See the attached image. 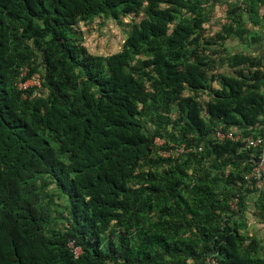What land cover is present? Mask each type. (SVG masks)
<instances>
[{"label":"trees","instance_id":"1","mask_svg":"<svg viewBox=\"0 0 264 264\" xmlns=\"http://www.w3.org/2000/svg\"><path fill=\"white\" fill-rule=\"evenodd\" d=\"M223 3L0 0V264H264L244 180L260 153L245 139L264 136V53L244 52L264 0L227 1L210 35ZM96 18L126 27L119 52H87L78 24ZM218 127L241 139L214 142ZM170 144L190 152L161 157Z\"/></svg>","mask_w":264,"mask_h":264},{"label":"rangeland","instance_id":"2","mask_svg":"<svg viewBox=\"0 0 264 264\" xmlns=\"http://www.w3.org/2000/svg\"><path fill=\"white\" fill-rule=\"evenodd\" d=\"M224 3L220 5H216L213 10H211L207 15H210L208 19V23L205 26L206 32L210 35L218 32L220 30V27L225 24L226 18V10H227V1L229 0H223ZM235 1V0H230ZM261 12H264V9L261 10ZM142 16V15H139ZM133 16L128 17L125 20V23L129 22L130 19H132ZM78 29L80 31V34L83 38V45L85 46L88 53L96 56H107L113 53H117L121 50V47L123 45V42L126 38L125 35V28L122 26H118L114 21L112 20H101V19H94L91 22H80L78 24ZM226 46L229 47V50L231 52H238L243 50V46H239L236 41L227 40ZM259 47V46H258ZM256 47H247L246 51L244 52H250L255 54L257 51H259V48ZM262 51H264V46ZM259 54V53H258ZM218 72L221 73H228L231 74L232 71L226 68L219 69ZM203 94V95H202ZM200 96V102L205 103L209 98L205 93H202ZM157 145L163 143V140L156 139L155 140ZM200 169V168H199ZM188 173H192V170H188ZM262 181V180H261ZM49 191L52 192L54 195L56 204L53 208V215L54 216H66L65 211V200L63 198H58V192L55 189L54 185H51L49 187ZM58 226L61 228L64 225L63 220L58 221ZM252 228L248 227L250 229V232L253 234L252 236H255L258 240H261V244L264 247V227H258L257 225L252 224ZM250 235V234H248Z\"/></svg>","mask_w":264,"mask_h":264},{"label":"built area","instance_id":"3","mask_svg":"<svg viewBox=\"0 0 264 264\" xmlns=\"http://www.w3.org/2000/svg\"><path fill=\"white\" fill-rule=\"evenodd\" d=\"M40 84V78L38 74H34L31 78L26 80L25 82H20L18 84V88L20 90H26L29 87L35 86L38 87ZM210 138L216 142V143H223L225 141H232L237 142L241 139V134L235 129H223L222 127H218L211 135ZM156 143V141H155ZM157 144V143H156ZM164 144H160L161 147ZM244 148L246 150H259L260 153L257 156L255 160H253V167L247 175L244 176V180L247 183V186H251V181L256 180L259 182L262 178V175L264 173V136H258V137H247L245 139V146ZM201 150V149H199ZM190 152V149H186L184 145L176 147L172 144L169 145L168 150H159L158 153L163 158H176L179 155L183 153ZM238 204H239V198L238 196H235L229 201L230 209L234 212H237L238 210ZM80 250L74 249V253L77 256L79 254ZM205 264H217L215 258L211 257L207 258L205 261Z\"/></svg>","mask_w":264,"mask_h":264},{"label":"crops","instance_id":"4","mask_svg":"<svg viewBox=\"0 0 264 264\" xmlns=\"http://www.w3.org/2000/svg\"><path fill=\"white\" fill-rule=\"evenodd\" d=\"M261 14H263V13L261 12ZM250 25H248L249 29L251 27ZM254 30H256L257 33L263 39V43H262L261 48H260V45H258V44L254 45V47L259 46L258 47L259 51H257L256 53H258V52L264 53V51H262L263 46H264V27L257 26V27H255ZM245 51H246V49H245ZM261 207H262V209L264 207V179H262V181L257 182L256 190L253 191V193H251L246 199L245 217L247 218L246 222H247L248 227L252 228L253 227L252 224L257 225L258 227H264V214H260ZM248 227H247V234L253 235L250 232V229H248Z\"/></svg>","mask_w":264,"mask_h":264}]
</instances>
